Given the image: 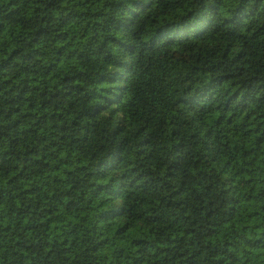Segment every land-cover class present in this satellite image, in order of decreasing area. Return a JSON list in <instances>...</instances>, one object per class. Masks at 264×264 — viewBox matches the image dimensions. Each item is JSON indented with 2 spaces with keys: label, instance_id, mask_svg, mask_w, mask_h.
I'll list each match as a JSON object with an SVG mask.
<instances>
[{
  "label": "trees",
  "instance_id": "1",
  "mask_svg": "<svg viewBox=\"0 0 264 264\" xmlns=\"http://www.w3.org/2000/svg\"><path fill=\"white\" fill-rule=\"evenodd\" d=\"M0 264H264V0H0Z\"/></svg>",
  "mask_w": 264,
  "mask_h": 264
}]
</instances>
